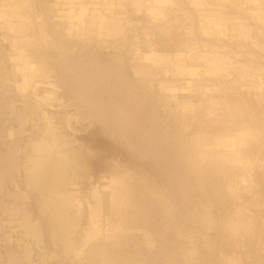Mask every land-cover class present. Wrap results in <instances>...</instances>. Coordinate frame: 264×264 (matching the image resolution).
I'll list each match as a JSON object with an SVG mask.
<instances>
[{
    "label": "rangeland",
    "instance_id": "rangeland-1",
    "mask_svg": "<svg viewBox=\"0 0 264 264\" xmlns=\"http://www.w3.org/2000/svg\"><path fill=\"white\" fill-rule=\"evenodd\" d=\"M55 1H26L24 34L0 22V264H264L258 4L108 0L104 27L68 30ZM27 61L20 89L16 67ZM48 120L79 155L71 188L80 213L67 253L21 181ZM239 128L249 163L232 186L186 137ZM117 177L119 186L107 185ZM100 185L116 198L95 227L88 212ZM27 212L35 231L20 222ZM236 219L250 231L235 232Z\"/></svg>",
    "mask_w": 264,
    "mask_h": 264
},
{
    "label": "bare ground",
    "instance_id": "bare-ground-1",
    "mask_svg": "<svg viewBox=\"0 0 264 264\" xmlns=\"http://www.w3.org/2000/svg\"><path fill=\"white\" fill-rule=\"evenodd\" d=\"M26 1L0 0V22L9 32L18 34L27 32L28 17L24 11L27 7ZM151 1L155 2L156 0ZM250 2L255 6L258 4L254 9L255 15L258 20L264 22V0L240 1L241 4ZM98 9L103 12L101 13ZM105 12H111L108 0H56L54 5L56 20L68 30L76 29L80 25L104 27L107 24L103 17ZM23 36L24 40L21 41L28 43L27 34L20 35V37ZM23 58L26 60L25 57ZM178 58L179 61L184 59L182 56ZM20 59L22 58L20 57ZM20 59L18 58V63L21 61ZM31 68L32 65L28 61L23 62L21 67H16L22 78V81L17 84L18 88L23 89L27 85L24 77ZM253 74L262 78L261 86L264 93V65L259 64L255 67ZM47 125L44 136L37 138L30 145V151L27 153L22 167L21 181L27 190L36 195L35 211L45 221L50 240L60 244L62 251L67 253L74 251L75 248L72 236L77 233V220L80 213L78 201H75L76 196L71 188L74 184V170L79 166V155L75 151L76 149H70L67 142L61 140L55 126H52L49 120ZM245 132L247 129L242 128L236 132L230 129L212 133L202 132L192 137H186V142L188 140L189 143L197 146L198 153L205 155L208 161L223 165L222 171L229 175V183L234 186L240 178L236 171L246 168L249 163V160L239 154L240 151L237 148H240V142L235 141L236 135ZM234 145L236 148L233 149ZM118 178L121 177L116 179ZM115 182H119V179L107 185H120ZM104 188L105 185H100L99 190L92 191L95 208H90L88 217L92 224L95 222V227L101 209H109L116 198L115 190H103ZM20 219L27 230L35 231V223L32 222L28 212ZM244 223L245 221L240 219L232 220L234 231L249 232L250 223L243 225ZM85 231L86 234H89L90 226H87ZM87 239L83 238V241L85 242Z\"/></svg>",
    "mask_w": 264,
    "mask_h": 264
}]
</instances>
